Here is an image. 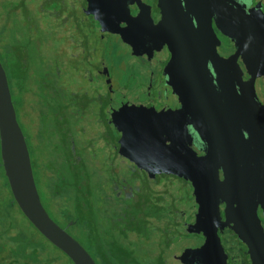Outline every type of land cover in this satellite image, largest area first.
I'll list each match as a JSON object with an SVG mask.
<instances>
[{"label": "trees", "instance_id": "1", "mask_svg": "<svg viewBox=\"0 0 264 264\" xmlns=\"http://www.w3.org/2000/svg\"><path fill=\"white\" fill-rule=\"evenodd\" d=\"M68 1L66 4V0H43L44 11L38 10L34 0H0V63L7 76L11 100L29 151L43 208L60 228L82 246L95 264H167L168 260L175 262L176 256L187 258L189 253L209 264L222 258L219 264H225L226 256L219 234L227 235L229 242L232 241L223 225V204H218L213 217L207 214L197 216L199 202L195 200L192 183L184 174L176 170L154 173L137 168L119 154L122 134L119 136L118 133L114 139L118 143L113 149L121 163H126L127 178L116 179L113 169L109 168V172L105 173L96 166L94 157L85 161V157L80 155L75 141L78 137L74 134L81 136L87 131L90 148L92 142L101 140L95 137H105L102 131L104 125L96 118L105 115L108 97L107 93L94 95L96 97L71 90L65 93L57 83L61 73L53 65L57 56H79L88 67L95 47L103 45L101 37L99 40L96 35L99 31L97 23L88 13V0ZM75 3L78 12L71 7ZM82 20L89 21L90 25L83 28H89L96 36L93 39L95 43L81 36ZM68 22H72L75 28L64 30ZM72 35L80 37V41H71ZM58 38H62L63 44L56 42ZM107 54H102L104 57L94 69H85L81 74L89 85L94 83L93 78L100 76L106 81L104 85L109 86V72L105 64ZM97 70L100 72L97 73ZM261 80L264 81V78ZM258 82L256 89L264 105V87H258ZM109 89L106 87L107 92ZM91 110V119L87 124L90 129H75L78 134L74 133V124L79 122L80 125L81 118ZM26 124L30 126V131H24L22 125ZM165 144L172 147L171 143ZM101 147L98 153L104 151ZM174 148L186 161L194 162L202 157L182 142ZM138 171H143L145 175ZM172 181L180 185H174ZM187 190L190 191L189 200L182 198V193L185 195ZM2 196L8 197L7 203L2 202ZM181 206L186 207L183 209ZM189 208L188 212H184ZM12 209L24 217L12 199L0 159V242L5 251L9 250L6 258L23 261V264H72L54 246L61 257L51 255L41 261L35 247L23 244L27 241L22 229L14 228L12 232L13 227L5 222L7 217L11 218L7 213ZM156 235L160 237L159 241H156ZM134 248L138 251L148 248L150 253L144 259ZM149 256L153 259H148Z\"/></svg>", "mask_w": 264, "mask_h": 264}, {"label": "water", "instance_id": "2", "mask_svg": "<svg viewBox=\"0 0 264 264\" xmlns=\"http://www.w3.org/2000/svg\"><path fill=\"white\" fill-rule=\"evenodd\" d=\"M92 1L88 0V13H94L107 45L100 27L111 29L113 18L105 12L97 15ZM95 1L101 7L111 4V0ZM157 7L160 14L155 29L170 54L163 71L166 99L181 125L190 126L196 135L203 156L194 162L184 160L179 151L165 144V138L153 137L151 127L148 136L137 143L129 140L134 134L122 135L119 154L139 169L184 174L199 202L197 216L213 217L222 203L223 225L246 246L252 264H264V225L257 215L258 209L264 215V105L256 89L264 78V65L258 66L264 58L257 60L264 39L262 18L257 23L247 4L235 0H158ZM126 14L120 13L115 20L126 21ZM212 23L234 44V52L226 59ZM240 56L244 73L237 64ZM0 159L12 199L34 229L72 264H95L41 204L1 63Z\"/></svg>", "mask_w": 264, "mask_h": 264}, {"label": "rangeland", "instance_id": "3", "mask_svg": "<svg viewBox=\"0 0 264 264\" xmlns=\"http://www.w3.org/2000/svg\"><path fill=\"white\" fill-rule=\"evenodd\" d=\"M135 1L141 3L140 0H135ZM34 2L38 4V7H39L38 10L42 9L45 11L46 8H45V5H43V0H34ZM67 3H69L68 0H66V4ZM52 6L53 5H51L50 7ZM72 6L76 10V12H78L77 4L76 3L71 4V7ZM50 7H47V9H51ZM144 7L145 6H143V8ZM125 8L126 6L121 9L120 13L123 14V12L124 13L128 12ZM139 10L143 12L142 7L140 6H139ZM144 10H146V7ZM44 14H46V12H44ZM89 15L93 19L95 18L93 12H91V14L89 13ZM81 19L82 18H80V20ZM88 25H90L89 21L82 20L80 30L81 31L83 30V31L81 33V36L83 35L86 36L90 40L89 42L93 44L95 43V41L93 42V39H96V36L91 32V30H89V28H85V30L83 28ZM71 27L75 28V25L72 22H68L64 25V30H67V29L70 30ZM101 29L103 32L105 33L109 32L110 34H114L115 36L119 34L118 31L113 30L112 28L108 29L104 25L100 27V30ZM144 29H146L148 33L151 35V39L153 40V43H154V51L158 57L159 54L161 55L164 44L160 40L158 32L156 31L154 27H152V24L150 22L145 26ZM74 35H77V33H74ZM134 35L135 34H133V36ZM79 39L80 37H77V36L74 37L72 35V39L70 40L74 42L77 40L80 41ZM56 42L59 44L62 43V38H58ZM133 45H135V42L133 39L128 44H125L126 48L128 49H131ZM260 49H261L259 53L260 57L255 55V57H258L257 60L259 58H262V59L264 58V39H263V43ZM109 50L110 52L115 51V53L113 52L114 55L110 54ZM105 52L109 53V55L108 54L106 55L107 57L105 59V64L109 72V79L111 83H109V86L104 85L105 80L101 78L100 76H98L93 79L94 83L89 85L88 83H86L87 81L81 77V74H83L85 69L86 70L88 69L89 71L94 69V66L97 65V62L100 61L102 57H104V55L102 54H105ZM75 54H78V52H75ZM36 61L37 60L35 59V62ZM89 62H90V65H88L87 67L86 64L82 62V59L79 56L70 58L67 55L64 56V54L61 56L60 55L57 56V58L53 61V65L57 66L61 71L59 77L57 78V83L63 88L65 93H67V90L68 91L71 90V91H75L78 94H82L86 92L87 97H96L94 95H98V94L104 95V93H107V95H109L108 97L110 99V102L108 103V108L105 110V115L103 117L96 118V121L104 125V128H102V131H104L105 137L103 139L100 138L101 136L95 137L101 140L92 142L91 143L92 146L90 148L88 146V141L90 139H88L89 137L86 136V133H88L87 131H85L84 135L81 134V136H76L74 134L75 137H78L75 140L77 143V149L80 152V155L85 157V161L89 159L91 156L94 157L96 166H98L99 169L101 170L103 169L105 173L109 172L108 170L110 168L114 170L113 176H115L116 179L127 178L128 172L125 170L126 163L124 164L121 163L120 159L116 157L114 149H113L114 147H116V144L118 143L117 142L118 140L114 142V139L116 136L115 134H117V132L125 136L126 134L128 135L134 134L133 136L129 138V140L133 139L134 143L138 142L136 140L141 141L145 139L146 136H148L146 135V132L148 133V129L151 125L152 119L149 118L148 123L145 122V120L147 119V115L145 114L147 112L145 110V105L149 103L151 104L149 97H148L149 92L148 90H146L145 85L149 83V80L148 82H146L145 85L140 84L142 83L141 82L142 78L140 75L142 71L136 70L137 68L135 67V62L130 58L129 55L125 54L124 49L121 50V46L119 44H118V48L115 50L110 48L104 43L102 47L100 48L96 46L95 52L92 53ZM36 64H38V61L36 62ZM261 65H264V62L260 63V65L258 66L260 67ZM9 79L11 78L9 77ZM97 79H99V82H97ZM260 86L264 87V81L261 80L258 82V87ZM106 87L107 89L108 88H111V89H109V91L107 92ZM144 94H145V97H143ZM148 110L152 111L154 115H158V113H156V111L154 110L153 106L149 107ZM91 112L92 110L88 112L85 117L81 118L82 123L80 125L77 120L78 124L76 125L74 124L73 130L75 129L79 130L80 128H85V130L90 129L87 126V124H89V120L91 119L90 118ZM107 117H109V119L113 118V120H115V123L117 125H114L113 121L111 122L113 126L109 125V123L104 124L103 121L106 122ZM22 127L24 131L26 132L30 131V126H28V124L22 125ZM77 130H75L74 133L78 134ZM151 130L154 131L155 128L151 127ZM114 131H117V132H114ZM141 136H143V138ZM135 137H139V138H135ZM124 138L126 139H124L123 142L125 141L126 143H128V138L127 137H124ZM100 146H102L101 148H103L104 150L102 151V153H98L100 152ZM99 156L101 158H99ZM172 183L174 185H180L177 181H172ZM158 189H161V188L159 187ZM186 189L187 188L185 187V190ZM189 193L190 191L188 192V190L185 195L184 193H182V198L184 199L186 197L189 200L190 198ZM1 199L3 200L2 202H5V203H7L8 201L7 196L6 197L2 196ZM185 207H182V208L185 209ZM189 210L190 208L188 210H185L184 212H188ZM7 214L11 218L7 217L5 222L8 224L9 227L11 228L13 227L11 231L13 232L14 228H17L19 230L21 228L22 229L21 231L25 234L24 240L27 241V242H24L23 244H27L31 247L32 246L35 247L39 255H41L40 256L41 261H44L50 258L51 255H56L58 257H61V254L57 250H55L54 247H52V245H50L41 236H39L33 231V229L29 226L25 218L22 217L18 213V211H16V209L14 210L12 209L11 212ZM155 238H156V241L160 240V237L158 235H156ZM147 249L148 248L146 249L144 248L142 249V251H138L139 250L138 248H134V250H136L139 253L140 257L144 259L147 258V256L150 253ZM149 258L150 256L148 257V259ZM150 259H153V258H150ZM15 263L23 264L24 262L15 260ZM166 263L175 264V262L170 261V260L166 261Z\"/></svg>", "mask_w": 264, "mask_h": 264}, {"label": "flooded vegetation", "instance_id": "4", "mask_svg": "<svg viewBox=\"0 0 264 264\" xmlns=\"http://www.w3.org/2000/svg\"><path fill=\"white\" fill-rule=\"evenodd\" d=\"M140 1L141 3L136 2L135 0H111V4L101 7V5L93 0L91 4L92 10H97V15L105 12L110 20L113 18L110 21V27L113 30L119 32V34L116 36L108 32L105 33V40H107V45L115 50L118 48L119 44L121 46V50L124 49L125 54L130 56V58L135 62V67L137 68L136 70L142 71L140 75L142 78L141 82L143 84L140 83L141 85H145L149 80V83H147L145 86L146 90H148L149 92L148 97L151 104L149 103L145 105V110L147 111L146 113L148 115V113H152V111L148 110L149 107L153 106L156 113H158V115H154L152 113V115L148 116L150 119H152L150 127L155 128V136L153 137L159 136L161 138H165V142L168 145L169 143H171L173 149H175L174 147H177V145L182 142L183 144H185V146L189 147L197 156H203V147L198 141L196 135L192 132L190 126L183 127L181 125L177 116L172 113L173 111L171 109L169 101L166 99V83L163 71L170 59V54L167 50V47L166 45H164L161 55L159 54L157 57L154 51V43L151 39V35L146 29H144L149 22L152 24V27L155 28L157 26L158 17L160 14V11L157 7L158 0ZM235 1L239 3H246L248 6V11H250L252 15H255L254 21L261 24L262 18V21L264 23V0ZM125 6V9L128 11V15L126 14V21H119L121 19L115 20V18L120 17L118 12L121 11V9ZM139 6L142 7L143 12L139 10ZM143 6L146 7V10H144L145 7L143 8ZM95 22L97 23V21ZM97 25H99V23H97ZM212 27L216 37L220 41V53L223 54V56L225 55L226 59L229 54L234 52V44L228 38L221 35L217 31L213 23ZM99 34L100 31L96 33L97 38L100 40L101 35ZM133 34L135 35L133 36ZM159 38L162 41V38ZM132 39L134 40L135 45H133L131 49L126 48L125 44H128ZM113 52L115 53V51L109 53L114 55ZM237 64L241 72L244 73L245 68L241 56L237 59ZM98 72H100V70H97V73ZM108 96L109 95H107V97ZM143 97H145V94L143 95ZM109 102L110 99L108 97V103ZM107 123H109V125H112L111 119H109V117H107ZM138 172H141L145 175L143 171ZM219 177L220 180H222L221 173H219ZM223 209L224 205H221V212L223 211ZM257 215L264 225V215L262 214V211L260 209L257 210ZM225 231L229 232L227 234L230 237L232 243L229 242V239L226 238L227 235L219 234L221 244L224 247V254L226 256L224 258V263L252 264L246 246L238 240L237 236L231 230L226 228ZM8 251L9 250H4L3 243L0 242V264H15V260L6 258L7 255H9ZM174 260L175 264H209L206 260H201L195 256H192L191 253H189V256L187 258L180 259L178 258V256H176ZM219 262H222V258L216 259L212 264H219Z\"/></svg>", "mask_w": 264, "mask_h": 264}]
</instances>
